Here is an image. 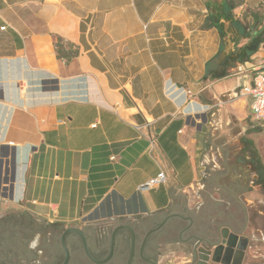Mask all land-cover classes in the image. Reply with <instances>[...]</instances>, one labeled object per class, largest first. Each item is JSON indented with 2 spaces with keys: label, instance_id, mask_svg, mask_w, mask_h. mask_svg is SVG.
I'll list each match as a JSON object with an SVG mask.
<instances>
[{
  "label": "crops",
  "instance_id": "0c3cea01",
  "mask_svg": "<svg viewBox=\"0 0 264 264\" xmlns=\"http://www.w3.org/2000/svg\"><path fill=\"white\" fill-rule=\"evenodd\" d=\"M237 1L0 0V202L117 230L121 256L130 227V258L151 264H191L224 227L263 253L264 172L245 146L260 121L240 90L264 63V0ZM56 37L77 54L58 58Z\"/></svg>",
  "mask_w": 264,
  "mask_h": 264
},
{
  "label": "flooded vegetation",
  "instance_id": "af4514ba",
  "mask_svg": "<svg viewBox=\"0 0 264 264\" xmlns=\"http://www.w3.org/2000/svg\"><path fill=\"white\" fill-rule=\"evenodd\" d=\"M0 202V209H1ZM4 212V211H3ZM16 212V211H15ZM0 212V232L6 233L8 231L7 224H15L13 215L1 219ZM22 220L21 225L27 229L26 240L22 241L23 247H26L24 253L16 251L20 259V263L17 264H61L65 251L61 243V237L66 230L74 228L82 231L87 238V246L89 253L96 260L104 259L109 253L110 239L106 242V239L95 230L91 231L89 227H83L81 225H63L59 222H46V221H33L25 217L24 213H19ZM20 221L16 223L18 226ZM16 226V227H17ZM11 227V226H10ZM2 233L0 237L2 236ZM6 237V235H5ZM21 245V246H22ZM65 245L69 249V261L67 264H98L91 261L86 255L84 244L80 236L74 232H69L65 235ZM19 246V247H21ZM18 247V246H17ZM18 249V248H17ZM20 250H24L22 247ZM23 255H21V254ZM5 264H16L11 258L4 260ZM152 261L145 260L143 258H130L128 254L121 256L116 249L109 261L103 264H151ZM0 264L2 260L0 259Z\"/></svg>",
  "mask_w": 264,
  "mask_h": 264
},
{
  "label": "water",
  "instance_id": "95a60500",
  "mask_svg": "<svg viewBox=\"0 0 264 264\" xmlns=\"http://www.w3.org/2000/svg\"><path fill=\"white\" fill-rule=\"evenodd\" d=\"M228 54V50L225 51V53L222 54V57L224 58L225 55ZM227 58H231L227 56ZM239 57H235V59H238ZM239 60V59H238ZM224 74V72L221 74V76ZM213 78H217V75H214ZM159 227H156L155 229L151 230L147 237ZM124 229H127L130 233L129 237V248H130V257L134 250V241H135V235L133 230L130 227H121ZM115 230L112 233V236L110 238V247H109V253L108 255L102 259V260H96L92 257V255L89 253L88 246H87V238L84 235V233L78 229H68L65 231V233L61 237V243L63 245L65 256L61 264H67L69 261V249L65 245V235L69 232H74L80 236V238L83 241L84 249L86 252V255L88 258L98 264L106 263L110 260L112 257L114 250H115ZM206 238L202 241V244H200L199 249H195L192 257L193 261L191 264H242L246 249L248 247V239L246 237L240 236L237 233L231 232L229 228L224 227L219 230L218 236L215 237L212 230H207L205 232ZM146 237V238H147ZM194 239L200 240L198 237H193Z\"/></svg>",
  "mask_w": 264,
  "mask_h": 264
},
{
  "label": "rangeland",
  "instance_id": "374dc122",
  "mask_svg": "<svg viewBox=\"0 0 264 264\" xmlns=\"http://www.w3.org/2000/svg\"><path fill=\"white\" fill-rule=\"evenodd\" d=\"M239 42H237V45ZM245 47V46H244ZM244 47H237V57L240 59L241 57H244ZM237 59V60H238ZM235 61V58H227L226 60V70L224 72V76H227L231 74L230 68L234 67L233 62ZM249 105V102H248ZM247 112L251 115L249 107L247 108ZM255 132H257V138H254L255 144L250 146L249 144H245L246 150L250 151L251 157L255 160L257 157V160L254 161V167L251 169L253 173L263 170L264 172V123H257V126L253 128ZM260 185L261 180L258 182ZM261 186V185H260ZM11 207H5L3 202L1 203V219H4L8 217V215H13V219H15L16 223L22 220L20 216V212H15L14 210H10ZM4 211V212H3ZM15 224H7L8 231L6 233L0 232V235L2 233V236L0 237V259L2 260V264L4 263V260H7L8 258H11V260L14 263H20V259L18 255L16 254V251L24 253L26 250V247L22 245V241L26 240L27 236V229L25 227H22L21 221L20 224L17 226ZM11 226V227H10ZM17 226V227H16ZM6 235V237H5ZM22 245V246H21ZM18 246V247H17ZM21 246L24 250H20L19 247ZM256 246V244H249L246 249V262L248 264H264V249H262L263 253L261 251H257L256 248H259ZM18 248V249H17ZM261 253V254H260ZM21 254V253H20ZM23 255V254H21ZM263 255V256H261Z\"/></svg>",
  "mask_w": 264,
  "mask_h": 264
},
{
  "label": "built area",
  "instance_id": "2783aa9c",
  "mask_svg": "<svg viewBox=\"0 0 264 264\" xmlns=\"http://www.w3.org/2000/svg\"><path fill=\"white\" fill-rule=\"evenodd\" d=\"M2 30L4 27L1 28ZM253 73L252 82L249 86H244L240 90V95L251 97V117L253 120L264 122V63L260 62L251 68ZM165 180L163 172H159L155 177L150 178L139 191L151 190L159 186Z\"/></svg>",
  "mask_w": 264,
  "mask_h": 264
},
{
  "label": "trees",
  "instance_id": "16d2710c",
  "mask_svg": "<svg viewBox=\"0 0 264 264\" xmlns=\"http://www.w3.org/2000/svg\"><path fill=\"white\" fill-rule=\"evenodd\" d=\"M238 5V1L237 0H229L228 2V6L230 9L235 8ZM255 18V22H259L261 23L262 20L258 19L257 15H253ZM229 17L231 18V15H229ZM241 26L242 29L245 31L248 27L246 25H243L240 21H237V26ZM203 28H213V27H217V24L215 22V20L213 19L212 16L208 17L205 22L202 25ZM65 44V42L63 41V39L56 37L55 41H54V46H55V52L57 54L58 58H63L65 60H70L72 57H74L77 54V51L74 49H70L65 51L63 48V45ZM248 49V47H245L244 49V56L246 55V50ZM243 59L242 57L239 59L241 60Z\"/></svg>",
  "mask_w": 264,
  "mask_h": 264
}]
</instances>
